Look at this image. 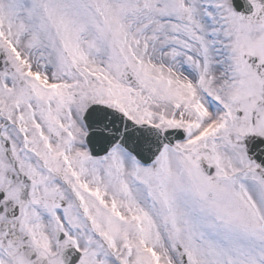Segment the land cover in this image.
Masks as SVG:
<instances>
[{"label":"snow or ice","instance_id":"snow-or-ice-1","mask_svg":"<svg viewBox=\"0 0 264 264\" xmlns=\"http://www.w3.org/2000/svg\"><path fill=\"white\" fill-rule=\"evenodd\" d=\"M0 264H264V0H0Z\"/></svg>","mask_w":264,"mask_h":264}]
</instances>
